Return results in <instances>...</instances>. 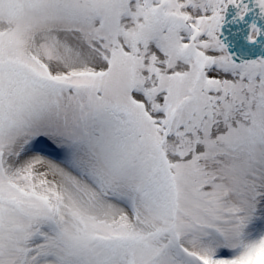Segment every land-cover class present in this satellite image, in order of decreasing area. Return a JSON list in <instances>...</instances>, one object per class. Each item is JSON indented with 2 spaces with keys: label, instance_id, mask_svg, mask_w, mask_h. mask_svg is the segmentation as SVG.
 Segmentation results:
<instances>
[{
  "label": "snow or ice",
  "instance_id": "1",
  "mask_svg": "<svg viewBox=\"0 0 264 264\" xmlns=\"http://www.w3.org/2000/svg\"><path fill=\"white\" fill-rule=\"evenodd\" d=\"M0 264H264V0H0Z\"/></svg>",
  "mask_w": 264,
  "mask_h": 264
}]
</instances>
